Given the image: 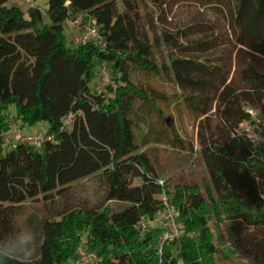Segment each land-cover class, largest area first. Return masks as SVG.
Returning a JSON list of instances; mask_svg holds the SVG:
<instances>
[{"label": "trees", "instance_id": "trees-1", "mask_svg": "<svg viewBox=\"0 0 264 264\" xmlns=\"http://www.w3.org/2000/svg\"><path fill=\"white\" fill-rule=\"evenodd\" d=\"M10 1L0 0V234L32 226L39 236L34 264H69L81 244L94 264H220L233 256L219 225L264 232V142L240 129L248 119L244 108L264 113V72L250 56L240 70L246 88L237 91L224 55H204L214 37L181 42L161 29L151 38L145 21L162 19L172 0H148L144 11L139 0H47L45 10L26 11ZM231 1L234 43L264 55V0ZM78 15L93 19L99 39L70 43L65 22ZM164 46L180 54L169 52L160 62L156 54ZM101 68L108 82L98 89ZM150 76L173 84L180 90L175 98L200 115L215 101L221 106V140L209 136L199 151L208 182L161 178L144 150L150 140L171 149L187 144L155 104L156 97L167 98L143 85ZM16 121L45 123L39 131L52 138L12 142ZM82 180L92 183L98 205L70 200ZM162 192L177 208L180 233L159 253L153 240L162 231L148 223L162 209ZM249 257L257 264L264 254Z\"/></svg>", "mask_w": 264, "mask_h": 264}, {"label": "rangeland", "instance_id": "rangeland-1", "mask_svg": "<svg viewBox=\"0 0 264 264\" xmlns=\"http://www.w3.org/2000/svg\"><path fill=\"white\" fill-rule=\"evenodd\" d=\"M10 2L17 4L24 11L30 7L27 0H11ZM35 2L41 8L40 0H35ZM231 5V0H172L166 6L162 19H158L159 21L154 22L153 25L147 24V21H145L144 29L151 38L158 35L161 29L169 33H177L181 42L214 37L215 46L204 52V55L213 58L222 53L226 64L225 70L229 73L228 82L237 91L243 90L246 88V85L242 80L240 70L247 63L246 57L250 56L257 69L260 72H264V55L253 54L234 43L229 27V8ZM139 7L141 11H144L145 9H150L151 5L148 0H139ZM84 22V17L80 15L76 18H70V20L65 22V33L71 44L78 42L79 36L83 31ZM169 52L180 54L179 51L164 46L156 54L158 61L167 62ZM104 71L101 68V71L97 75L94 83L95 88H103L108 82V77L104 78ZM143 85H147L149 88H153L164 94L167 99L163 100V98L156 97L154 99L155 104L164 115L172 116L177 134L187 142L185 148L177 146L173 147V149L156 145L151 140L145 144L143 148L154 158V165L158 173L163 174H160L161 178L167 176L173 182H196L199 184L208 182L210 175L199 151L202 148L201 140H205L209 136L213 139L221 140L223 134L222 128L224 126L220 114L221 106L215 101L208 113L200 115L199 112L188 106L185 101L175 98L174 94L176 92L180 93V90L169 81L150 76L148 81ZM256 110L258 118L264 121V113H261L260 109ZM13 124L11 134L14 137L17 133L14 134L12 132H19L22 135L26 134L25 131L34 133V131L42 129L41 124L30 126L27 124L22 125L17 121ZM244 125L247 126L243 121L240 128ZM255 129L257 131L260 129V136L264 139V124L256 125ZM40 132L41 134L45 133L43 131ZM69 197L72 202L82 206H96L100 202V198L94 192L93 185L89 180H82L74 185L70 189ZM57 200L61 207L62 202L60 199ZM109 204L114 209L123 207V204L118 202H111ZM156 220L154 221L156 225L150 226L151 229L163 231L162 226L160 225L159 228L157 225V222L160 221L159 217ZM159 224L161 223L159 222ZM213 226L215 227L216 225ZM219 229L226 239V253L229 256H233V261L229 259L222 260L220 264H254L249 257L250 253L264 254V232L249 226L232 229L230 222L222 223L219 225ZM215 232L220 233L216 227ZM159 239L160 235L154 236L153 243L157 247ZM82 245L84 244L79 245L78 250ZM233 250H235L234 255L232 253ZM257 264H264V257H259Z\"/></svg>", "mask_w": 264, "mask_h": 264}, {"label": "built area", "instance_id": "built-area-1", "mask_svg": "<svg viewBox=\"0 0 264 264\" xmlns=\"http://www.w3.org/2000/svg\"><path fill=\"white\" fill-rule=\"evenodd\" d=\"M31 7H38L35 0H27ZM100 35L98 32L97 26L93 23V19L91 17H88L84 24H83V31L82 34L79 36L78 42H84L87 40H97L99 39ZM105 70V68H103ZM106 71V70H105ZM105 71L103 72L104 78L107 77ZM106 75V76H105ZM245 113L248 115V119L244 122L247 124L244 125L242 128H240L242 131L247 132L252 139L255 142H264V139L260 136V129L257 131L256 125L258 124H264V121H261L258 118L257 110L246 107L244 108ZM73 117L72 114L67 116V118L64 119L65 124H69L71 121V118ZM256 124V125H255ZM17 133V135H14L10 133L9 138L12 140V142H18V141H26L31 144L39 145L42 141L49 140L52 138L51 135H48L46 133H42L40 131H36L34 133H26V134H20L19 132H12ZM158 183L160 185L163 184V180H158ZM161 202H162V209L159 211L158 216L161 218V225H162V234L160 235L159 239V245H158V251L161 253L162 247L164 243L167 241L174 240L178 237L180 233V226L177 221L178 217V211L175 205L171 202L170 198L162 192L160 196ZM147 227V222L142 220L140 222V228L141 230H144ZM70 264H94L92 257L87 252V249L84 245H82L78 250V255L75 259L70 261Z\"/></svg>", "mask_w": 264, "mask_h": 264}, {"label": "clouds", "instance_id": "clouds-1", "mask_svg": "<svg viewBox=\"0 0 264 264\" xmlns=\"http://www.w3.org/2000/svg\"><path fill=\"white\" fill-rule=\"evenodd\" d=\"M38 233L30 225H24L11 233L0 234V264H34Z\"/></svg>", "mask_w": 264, "mask_h": 264}, {"label": "crops", "instance_id": "crops-1", "mask_svg": "<svg viewBox=\"0 0 264 264\" xmlns=\"http://www.w3.org/2000/svg\"><path fill=\"white\" fill-rule=\"evenodd\" d=\"M40 3H41V9H43V10H45L46 9V7H47V0H40ZM70 20V19H69ZM41 127H42V129H45L46 128V124L45 123H41ZM37 130V129H36ZM25 131V130H24ZM35 132V131H34ZM25 133H29V132H27V131H25ZM159 217V222L161 223V218H160V216H156L150 223H148L149 224V226H152L153 224L154 225H156L155 223L156 222H154V221H157L156 220V218H158ZM159 222H157V225H158V227L160 228V225L161 224H159ZM162 226V225H161Z\"/></svg>", "mask_w": 264, "mask_h": 264}]
</instances>
